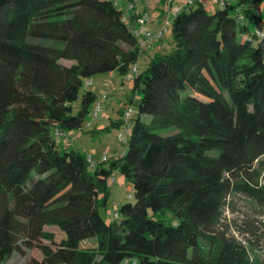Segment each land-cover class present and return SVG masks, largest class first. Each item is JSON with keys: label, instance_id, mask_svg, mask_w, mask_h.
Wrapping results in <instances>:
<instances>
[{"label": "trees", "instance_id": "1", "mask_svg": "<svg viewBox=\"0 0 264 264\" xmlns=\"http://www.w3.org/2000/svg\"><path fill=\"white\" fill-rule=\"evenodd\" d=\"M250 1L176 7L107 169L57 136L84 125L88 79L137 61L134 16L116 0H0V264L32 250L25 264H264L222 221L232 197L264 207V18ZM112 167L132 194L105 223Z\"/></svg>", "mask_w": 264, "mask_h": 264}, {"label": "rangeland", "instance_id": "2", "mask_svg": "<svg viewBox=\"0 0 264 264\" xmlns=\"http://www.w3.org/2000/svg\"><path fill=\"white\" fill-rule=\"evenodd\" d=\"M175 1L176 6L173 5ZM143 4L148 6L146 11H143ZM118 5L125 11L128 24H130L129 14L134 7L136 11L140 12L137 16L146 14L148 18L146 24L142 26L141 34H137L141 46L138 59L125 74L113 71L97 74L88 79L86 89L94 92L97 97L91 105L84 125L78 129H67L57 136V143L60 147H67L86 155L89 158V167L101 163L103 167L110 169L112 161L122 156L124 142L127 140L129 131L137 117L140 94L133 87L135 74L143 72L155 57L151 46L149 47L145 43L146 41H154L152 45H155L159 40L163 41L166 49L171 47L170 22L173 11L177 6L182 5V0H174L171 4L164 3L162 0H132L129 3L119 0ZM247 7L254 9L253 14H260L264 17V0H252ZM205 8L208 13L218 9L217 6L210 3ZM155 13L161 16L160 27L156 31H151L148 25L152 23L151 18L153 19ZM248 25L251 29L256 26L253 22L248 23ZM148 33L151 35L150 40L141 39L142 37L145 38ZM156 52L162 53L163 51ZM78 109L79 99L72 104V114H76ZM261 159L264 160V157ZM106 191V201L99 205L98 211L105 223H111L115 219V212L119 206L129 201L132 185L112 167L110 176L106 181ZM228 200L230 206L224 210L223 223H227L233 228H240L242 235L235 232L238 239L250 241L254 254L260 261L264 262V207H258L242 196H235ZM44 244H48V242L45 241ZM92 246V241L84 242L81 245L82 248ZM32 257L39 258L40 253L37 250H32L27 253L26 258L13 254L5 264H25Z\"/></svg>", "mask_w": 264, "mask_h": 264}, {"label": "crops", "instance_id": "3", "mask_svg": "<svg viewBox=\"0 0 264 264\" xmlns=\"http://www.w3.org/2000/svg\"><path fill=\"white\" fill-rule=\"evenodd\" d=\"M117 2L119 1V0H116ZM128 2H130V1H132V0H127ZM144 1V0H143ZM123 2L124 3H126V0H123ZM232 4H233V2H232ZM249 4H250V2H249ZM248 4V5H249ZM144 5V7H143V11H146V9L148 8V6H146V4H143ZM173 5L174 6H176V2L175 3H173ZM177 7H179V6H177ZM248 8V7H247ZM136 8L134 7V9L131 11V13L129 14V18L131 17V16H134V18H133V22L131 23V25L132 26H134L135 25V21H136V19H135V17H136V15H138V13H140L138 10L136 11L135 10ZM249 9V8H248ZM249 10H251L252 12L254 11V9H249ZM160 15H157V13H155L154 15H153V19L151 18V24H149L148 26V28L151 30V31H156V29H158V27H160L159 25H160ZM260 18H264V17H262V16H260ZM156 19H158V20H156ZM158 21V22H157ZM146 24V23H145ZM141 39H145V38H141ZM145 40H147V39H145ZM154 43V41H146V45H148L150 48H151V50L152 51H154V54L156 55V54H159L158 52H156V51H165V50H167L165 47H164V45H163V41H159L158 40V42H156L155 43V45H152ZM145 45V46H146ZM162 52V53H163Z\"/></svg>", "mask_w": 264, "mask_h": 264}, {"label": "built area", "instance_id": "4", "mask_svg": "<svg viewBox=\"0 0 264 264\" xmlns=\"http://www.w3.org/2000/svg\"><path fill=\"white\" fill-rule=\"evenodd\" d=\"M172 0H168L167 2H168V4H170V2H171ZM183 1V3H194V2H200V1H202V0H182ZM210 1V3L211 4H213V5H220V6H224V5H227L229 2H232V1H234V0H209ZM177 9L178 8H176L174 11H173V14L177 11ZM147 16H146V14L145 15H140V16H138L137 17V19H136V21H135V23H136V25H137V27H138V29L137 30H135V34H136V36H137V34H141V32H142V26L143 25H145V23L147 22ZM151 35L148 33V34H146V36H145V39H148V40H150L151 38ZM87 84V81L85 82V85Z\"/></svg>", "mask_w": 264, "mask_h": 264}]
</instances>
